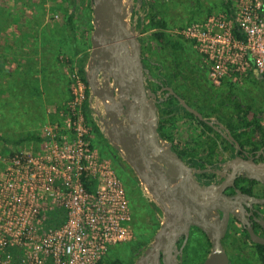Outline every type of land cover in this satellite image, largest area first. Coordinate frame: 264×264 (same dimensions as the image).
I'll list each match as a JSON object with an SVG mask.
<instances>
[{
    "label": "rangeland",
    "instance_id": "374dc122",
    "mask_svg": "<svg viewBox=\"0 0 264 264\" xmlns=\"http://www.w3.org/2000/svg\"><path fill=\"white\" fill-rule=\"evenodd\" d=\"M223 10V0H146L139 41L148 76H159L168 81L178 95L184 96L206 117L236 125L233 104L237 102L249 106L250 114H254L264 127V76L251 71L235 81L227 78L218 87L212 85L202 57L181 34L185 27L204 23ZM70 14L73 15L72 37L66 28ZM151 18L166 22L165 32L182 45V50L163 48L150 40L149 35L157 31L150 29ZM91 30L92 13L88 0H0V158L10 160L14 155L36 153L42 141L49 140L46 138L48 131L55 141L63 140L73 149V127L79 126L86 131V141L95 161L93 169L98 170L99 162L104 160L115 171L129 194L133 216L131 239L110 251L106 259L131 264L152 241L162 218L159 209L151 205L142 187L136 184L128 165L112 150L96 143L83 108L90 92L87 88L80 108L82 122L73 125L69 119L67 103L71 76L77 72V63L81 61L84 65L83 60L88 58ZM176 31L180 33L176 34ZM41 32L43 36H40ZM80 51H83L82 56L75 57ZM39 63L41 67L42 63L49 66V76L53 72L59 74L56 78L61 84L58 95L53 91L57 82L51 84L49 91L42 87L44 77ZM44 76L47 77L46 71ZM64 91L68 92L69 99L61 101ZM173 121L174 126L166 128L168 142L192 149L205 141L190 118L176 116ZM26 137L40 141L24 140ZM5 168L0 163V171ZM230 235L233 238L227 243H231V263L259 264L254 248L244 244L245 236L237 225L231 227ZM208 249L201 234L193 235L186 250L185 264H201Z\"/></svg>",
    "mask_w": 264,
    "mask_h": 264
},
{
    "label": "built area",
    "instance_id": "2783aa9c",
    "mask_svg": "<svg viewBox=\"0 0 264 264\" xmlns=\"http://www.w3.org/2000/svg\"><path fill=\"white\" fill-rule=\"evenodd\" d=\"M231 2L232 17L224 11L181 31L216 87L251 71L264 76V0ZM235 27L243 39L233 36ZM84 89L75 71L67 103L73 125L82 122ZM46 138L34 154L0 158L6 166L0 171V264H99L131 239L129 194L106 161L93 169V151L79 126L73 127V149L50 131ZM53 212L64 217L56 227L48 226Z\"/></svg>",
    "mask_w": 264,
    "mask_h": 264
},
{
    "label": "water",
    "instance_id": "95a60500",
    "mask_svg": "<svg viewBox=\"0 0 264 264\" xmlns=\"http://www.w3.org/2000/svg\"><path fill=\"white\" fill-rule=\"evenodd\" d=\"M136 4L140 6L141 0ZM90 8L91 48L83 65L89 101L94 98L102 103L109 118L104 123L103 136L162 213V222L149 247L134 264H181L191 226L200 230L209 242V252L201 264H229L222 240L233 213L228 207L231 199L223 194L221 186H200L192 170L172 151L171 143L158 133V101L156 94L146 87L147 70L141 61V27L136 29L131 24L133 0H91ZM166 90L189 114L206 121L171 88ZM121 115L125 119H119ZM228 167L264 186V162L256 164L237 158ZM258 203L264 205V199ZM247 231L251 242L264 246V238L256 236L252 228ZM180 236H184L180 255L170 256L171 250L177 251L175 243ZM161 250L168 254L162 259Z\"/></svg>",
    "mask_w": 264,
    "mask_h": 264
},
{
    "label": "flooded vegetation",
    "instance_id": "af4514ba",
    "mask_svg": "<svg viewBox=\"0 0 264 264\" xmlns=\"http://www.w3.org/2000/svg\"><path fill=\"white\" fill-rule=\"evenodd\" d=\"M90 1L91 0H88V5L92 13V10L90 8ZM136 2L137 0H133L135 8L133 10V14L131 15V24L136 26V28L137 26L140 28L141 26H143V22L145 19L143 11H145L146 0H141L140 6H138ZM141 61L143 63V67L146 69V64H144L142 53H141ZM145 76H146V87L156 94V100L158 101L157 106L163 100L169 97H174L171 94H169L166 90V88H171L169 86L168 81H166L165 79L159 76L150 77L148 76V73L145 74ZM99 79L101 80V78ZM98 87H100V85ZM85 88L89 90V87L86 85ZM173 92L176 95H178L174 90ZM89 95L90 92L87 96L85 115L90 124L91 131L94 137L96 138V143H99L100 146H102L103 144L104 148L112 150L113 153L116 155V157H118V159H120L123 163H125L122 160L120 154L109 144L107 139L102 134V130H105L104 123L109 121V118L106 117V113L102 103L98 100H95L94 98L92 99V101H89ZM201 115L204 119H206V121H201V122H204L214 133H217L221 138L220 140L217 141L218 149L214 153V155H208V156L196 155L194 157H190V156L181 157L179 155V152L183 150V148L177 149V144L173 142H171V149L179 156V158L183 161L185 166L192 170L191 174H193L194 179L197 181V183L200 186L202 187H207L211 185L221 186V191L223 192V194H225L231 199L228 207L230 208V210L233 211V213L230 214L229 216L227 231L224 239L222 240L223 248L229 258V264H231V260L229 257L231 243H227V240H225V238L226 235L230 233L231 227H233V225H237L240 228V230L243 232L245 236L244 244L247 243L249 246H252L255 250V255L257 257L256 248H255V245L257 244L251 242L247 230L249 228H252L256 236L260 238H264V205L258 203V201L264 199V186L255 180L248 179L244 173L237 171L234 172V169L232 167H228V164L235 161L237 158L246 161L252 160L256 164L263 163L264 146L258 147L256 149L250 145L242 146L238 148L235 145L234 141L232 140V138L235 140L236 125L231 126V129H229L226 123L220 122L218 119L205 117L202 113ZM119 119L123 120L125 119V116L121 115L119 116ZM208 122H210V124H208ZM217 123H219L222 127L218 126ZM205 133L207 135L209 134L210 136L214 137L213 133H209L208 131ZM188 151H191V149H188ZM194 170L200 171V173H194ZM130 171L133 174V179L136 180V184L139 187H141L133 171L131 169ZM232 175L234 176L231 177ZM151 205L153 204L151 203ZM159 212L162 218V213L160 210ZM195 234H201L206 239L205 235L200 230L191 226L189 236L181 253L182 254L181 264H184V258L187 252L186 250L188 247V243ZM183 241H184V236H180L175 243L177 251H174L175 249L171 250L169 252L170 256H173L176 253L180 255L179 250ZM206 242L209 244L207 239ZM149 244L138 255L136 260L149 247ZM167 255L168 254L166 252L164 253V250L160 251L161 259L163 257H166ZM135 261L131 264H134Z\"/></svg>",
    "mask_w": 264,
    "mask_h": 264
},
{
    "label": "trees",
    "instance_id": "16d2710c",
    "mask_svg": "<svg viewBox=\"0 0 264 264\" xmlns=\"http://www.w3.org/2000/svg\"><path fill=\"white\" fill-rule=\"evenodd\" d=\"M223 7L225 11L228 12L230 17H232L231 10H230L231 2L229 0H223ZM66 28L68 31V35L72 37L73 36V15L72 14H70L69 17L67 18ZM150 29L157 30L149 35V38L152 42L158 44L159 46L163 48H168L173 51L182 50V45L177 40L171 39L165 32L167 29V24L164 20L151 18L150 19ZM40 36H43L42 32L40 33ZM233 36H235L237 39L244 38L243 34L239 32L236 27L233 29ZM35 40L38 41V39H35ZM86 59L83 61H86ZM40 70L44 77L43 80H45V78L47 77L44 76V73L46 71L48 75L49 66L46 65V63H42V67ZM77 72L80 76L81 81L87 86V83L85 81L84 74H83V62L81 63V61L77 63ZM33 74H38V73H33ZM48 77L50 78L49 75ZM46 87L47 86L44 87V90L48 91ZM62 97L63 98L61 99V101L68 100L69 99L68 92L64 91V93L62 94ZM179 97H181V99H183L187 103V105L192 107L184 96L179 95ZM157 107L159 110V118H160L158 132H159V135L163 139L168 141V134L166 132V128L167 126H170V125L174 126L173 119L176 116L190 118L199 127L202 137L205 138L204 139L205 141L202 144L197 143L196 146L191 149V151H188L189 147L183 148V150L179 152V155L181 157H185V156L194 157L196 155H202V156L214 155V153L218 149L217 141L220 140L221 138L217 133H214L204 122L197 120L193 115L189 114L178 103V101L174 97H169L163 100ZM233 107L236 111V122H237L235 140L237 141L239 147L250 145L256 149L258 147L264 146L263 123H261L254 114H250L251 108L249 106L244 107L241 104L235 102L233 104ZM83 108L84 110L86 109V103H84ZM226 125L229 129H231V126H233V124L230 121H228ZM207 131L209 133H213L214 137L210 136L209 134L207 135L205 133ZM24 140L40 141L39 138H31V137H26ZM178 148H180L179 145H177V149ZM63 221H64V217L62 213L53 212L48 215V226L50 227H56L62 224ZM231 238L233 237L230 235V233H228L226 235L225 240H228ZM233 240L235 243L237 242L235 239ZM255 248H256L258 262L260 264H264V246L255 245ZM99 264H121V262L118 260H111V259L105 258ZM184 264H185V258H184Z\"/></svg>",
    "mask_w": 264,
    "mask_h": 264
},
{
    "label": "crops",
    "instance_id": "0c3cea01",
    "mask_svg": "<svg viewBox=\"0 0 264 264\" xmlns=\"http://www.w3.org/2000/svg\"><path fill=\"white\" fill-rule=\"evenodd\" d=\"M223 11H225V9L223 10ZM34 41H37V40H35L34 39ZM30 42H31V39H30ZM4 45V47H6L7 46V44L6 43H4L3 44ZM82 54H83V51H80V52H77L76 54H75V57L76 56H79V58L82 56ZM78 58V59H79ZM51 64V63H50ZM39 65H40V69H41V63H39ZM50 67H52V65H50ZM61 71V70H60ZM61 74V73H60ZM59 74H57V73H55V72H53L52 74H51V76H50V78L51 79H53L52 81H51V79L48 77V75H47V78H45V80H43L42 81V87H45V86H47V89H48V91L51 89V84L52 83H54V81L55 82H57V83H55V85H54V87H53V91H55V93L58 95L59 93H60V83H58L59 81H57L56 80V78H57V76H58ZM58 85V86H57ZM56 95V96H57ZM56 96H54V97H56ZM54 100H57V99H54ZM58 102H60V101H58Z\"/></svg>",
    "mask_w": 264,
    "mask_h": 264
}]
</instances>
